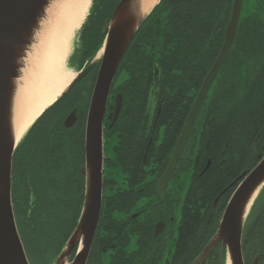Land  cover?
Here are the masks:
<instances>
[{"label": "flooded vegetation", "instance_id": "obj_1", "mask_svg": "<svg viewBox=\"0 0 264 264\" xmlns=\"http://www.w3.org/2000/svg\"><path fill=\"white\" fill-rule=\"evenodd\" d=\"M117 1H97L92 21L80 32L69 59L74 70L85 69L93 61L92 68L47 111L65 103L69 105L65 115L58 113L63 116L47 123L46 129L40 128L46 121L41 118L29 135L33 142L27 145H38L43 170L64 168L79 174L83 202L88 115L103 57H96L98 52L88 55L91 49L84 51L83 39L104 43ZM173 9L160 6L157 13L162 15H156L145 31H137L106 100L102 207L108 206L112 216L104 235L119 237L122 263L132 252L137 253L139 264L151 260V254L160 253L164 259L172 251L186 258L191 246L202 252L243 174L264 156V38L238 37L243 32L240 26L251 28L255 23L240 20L226 61L207 83L225 37H209L205 26L210 23H202L200 37L178 39L182 45L174 46ZM156 33L158 38L148 36ZM165 33L169 37H163ZM71 114L75 117L67 126ZM187 125L190 129L183 138ZM68 133L74 143L69 155L62 153L64 145L59 143ZM95 239L96 235L87 264H94ZM114 249L115 242L103 247L106 261Z\"/></svg>", "mask_w": 264, "mask_h": 264}, {"label": "water", "instance_id": "obj_2", "mask_svg": "<svg viewBox=\"0 0 264 264\" xmlns=\"http://www.w3.org/2000/svg\"><path fill=\"white\" fill-rule=\"evenodd\" d=\"M52 1L0 0V264H30L18 229L12 200V172L16 149L39 118L87 75L93 63L92 61L80 71L74 70L69 62L68 65L65 64L67 69L74 70V80L57 101L35 121L21 141L16 143L9 120L15 81L21 77L20 75H23L24 60L36 42L37 30L41 27L43 18H46L47 8ZM160 2L161 0H158L144 14L136 13L137 0H118L115 4L107 36L96 55L97 57L103 54V57L88 115L87 185L84 206L75 231L53 264H66L65 261L70 259L76 247H78L76 255L69 264H87L88 262L103 205L102 126L107 96L113 77L130 42ZM93 5L94 0H92L83 25L76 30L74 49L80 32L96 10H93ZM243 5L244 0H234L233 2L225 42L220 56L207 78V83L221 69L229 55L237 34ZM72 117L75 116L71 114L67 117L65 121L67 126L72 125ZM191 122L192 119H190ZM189 125L186 126L183 138L190 129ZM85 170L86 168L83 169V171ZM242 177L244 179L229 200L215 235L191 264H206L212 255H218L219 249L226 251L231 264H246L243 252V234L252 207L264 188V156L251 171L243 174ZM159 232L160 230L157 229V234ZM259 263L260 255H257L252 264Z\"/></svg>", "mask_w": 264, "mask_h": 264}, {"label": "trees", "instance_id": "obj_3", "mask_svg": "<svg viewBox=\"0 0 264 264\" xmlns=\"http://www.w3.org/2000/svg\"><path fill=\"white\" fill-rule=\"evenodd\" d=\"M233 1L161 0L139 30L145 31V26L149 25L156 15H162V13H157L158 8L166 5L174 8L172 11L173 21L171 22V38L174 39V46L182 45L178 39L200 37L202 23L205 25L210 23L209 27L206 28L205 26L209 37L223 39L231 19ZM95 3L96 0H94L93 10L96 9ZM246 3L248 12L241 18V22H252L255 25L251 28H247L246 25L240 26L239 32L241 30L243 32L239 33L238 37L250 36L253 39H262L264 38V0H246ZM251 7H254V10L250 12ZM89 21H92V14L88 19ZM246 31L250 32L249 35L245 34ZM148 36L153 39L158 38L157 33ZM163 37H169V35L165 33ZM83 40L84 51L91 49V53L88 54L91 56L98 52L103 44L102 39L97 40L87 37ZM258 45L259 43H256L255 47ZM64 97L57 103L61 102ZM68 107L69 105L64 103V106L52 110L50 113H47V110L42 116L47 122H43L40 128L46 129L48 127L47 123H54V121L60 119L65 115L63 112H66ZM58 113L63 115L59 118ZM40 120L34 124L16 149L12 172V200L16 220L21 224L22 231L25 233L26 241L31 249H34L36 254L53 253L59 256L75 231L81 217L84 206L81 193L84 186L79 187L77 182L79 181L77 179L79 174L71 169L43 170L45 163L41 159L38 145L27 148V145L33 142L29 135ZM70 135L72 133L64 135L61 142H59L64 145L62 148L63 154L69 155L73 148L74 143ZM62 157L65 158L66 156ZM111 216V209L104 205L92 252V257L95 259L92 262L94 264H106V262L108 264H139L136 252H132L129 260L122 263L118 256L121 246L119 237L104 235V227ZM113 242L116 243L117 249L110 253L109 261H105L102 249L107 244L110 246ZM218 251V255H212L206 264H226V251L221 249ZM75 252L76 249L73 255H75ZM243 252L246 264H252L257 255H260L259 264H264V188L256 199L245 224ZM200 253V249L197 250L191 246L186 258L182 257L180 251L179 253L172 251L164 259H161L160 253L151 254V260L146 264H191Z\"/></svg>", "mask_w": 264, "mask_h": 264}, {"label": "bare ground", "instance_id": "obj_4", "mask_svg": "<svg viewBox=\"0 0 264 264\" xmlns=\"http://www.w3.org/2000/svg\"><path fill=\"white\" fill-rule=\"evenodd\" d=\"M157 2L137 0L136 13L148 12ZM91 4L92 0H53L47 8L11 98L9 120L16 143L74 80L75 72L64 64L68 44L83 25Z\"/></svg>", "mask_w": 264, "mask_h": 264}, {"label": "rangeland", "instance_id": "obj_5", "mask_svg": "<svg viewBox=\"0 0 264 264\" xmlns=\"http://www.w3.org/2000/svg\"><path fill=\"white\" fill-rule=\"evenodd\" d=\"M247 9L248 8H247V3H246L244 5V7H243L242 17L248 12ZM252 10H253V8L251 7L250 8V12ZM75 33H77V32L75 31ZM75 33L73 34V37L70 39L69 44H68L69 48H68L67 56H66V59H65V62H64V64H66V65H68L69 57L72 54L73 49H74V39H75L74 37H75ZM17 225H18V229H19V232H20V235H21L23 244L25 246V250H26L27 257H28V260H29L30 264H53L55 262V260L57 259L58 256H56V254H53V253H51V254H44V255L36 254L35 253V250L34 249H31V246L26 241V236H25V233L22 231L21 224L17 222ZM80 247L82 248V244L80 245ZM72 258H73V256L71 255L70 259H67L65 261V263L66 264L71 263L72 262ZM104 260L106 261V258L105 257H104ZM228 263H231L230 258H229V255L227 256V264Z\"/></svg>", "mask_w": 264, "mask_h": 264}]
</instances>
